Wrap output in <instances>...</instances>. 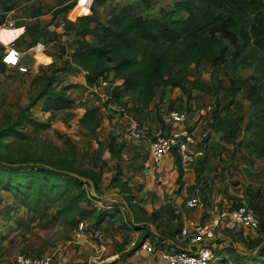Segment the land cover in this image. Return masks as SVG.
<instances>
[{"label":"rangeland","instance_id":"rangeland-1","mask_svg":"<svg viewBox=\"0 0 264 264\" xmlns=\"http://www.w3.org/2000/svg\"><path fill=\"white\" fill-rule=\"evenodd\" d=\"M107 1L111 6L118 2ZM16 2L17 10L14 16L20 19L15 28L24 27L25 32L19 38H11L9 43L15 41L20 49L26 52L23 62L32 66V70L21 74L6 65L4 71L0 70V129L17 118L21 109L40 91L47 75L71 58L70 53L77 40L73 38L77 32L73 26H65L62 29L57 22L53 24L52 30L48 28L50 24H40L44 27L27 29L28 21L24 19L26 10L29 13L30 10L45 8L53 10L55 20V11L64 8L66 0ZM78 9L82 8L78 6ZM104 13L101 16L102 21L107 17V13ZM137 13H140V10ZM61 29L63 34L59 32ZM2 32L11 34V31ZM5 36L0 37V41H4ZM40 37H44V40ZM35 46L37 48L32 50ZM4 49L5 46L0 43V58ZM211 69V64L205 61L202 77L207 82H210ZM76 70L72 65L67 71L57 73L58 80L53 85L56 90L62 86L71 87L67 95L75 100L73 106L65 110L45 112L44 99L39 100L31 108V115L37 121L49 123V126L44 129L31 125L23 128L25 139L11 137L6 140L9 145V150L5 151L6 155L13 158L34 157L36 160H48L54 154L68 151V143L71 140L79 147L77 164L83 169L91 168L103 175V181L94 185L93 194L96 199L89 202L83 200L81 206L92 208L114 201V193L117 191L109 186L110 178L117 167L121 169L123 166L121 170L125 171L129 165L136 167L137 171L127 172L125 176L141 205H147L149 202L154 204L157 199L150 193L149 183L151 181L155 186L158 185V177L152 179V174L144 175L143 169L149 162L151 142L161 128L158 115L164 120L168 110H187L191 107L192 111L188 113L191 116L197 147L204 150V157L187 167L186 181L195 187L189 188L185 198L188 200L191 196L199 197L203 202L202 207H208L209 211L227 206L236 207L239 204L248 205L250 202L256 204L255 211L260 222L258 229L220 230L215 240L218 247L222 248L221 256L232 261L229 264H235L237 256L245 258L246 262L255 259L258 247L264 244V158H255L246 149L250 137L244 126L252 110L250 102L243 96V91L237 94L231 113L222 108L230 99L229 95L224 93L219 97L222 116L231 115L236 124L241 126L237 140L233 141L234 143H222L223 139H213L205 147L204 139L211 133L207 123L211 122L216 108L213 95L194 91V97L189 101L178 88L159 89L155 102L157 105L154 106L148 121L140 128L132 112L135 103L132 93L125 92L121 89V84L113 82L108 85L102 83L100 87L90 90L83 85L82 76L77 74ZM228 70L224 77L226 86H230V77L234 75L231 65ZM235 76L244 78L245 88L254 79L255 72L253 68L241 66ZM93 107L100 109L101 123L97 129L89 131L82 127L80 118L87 109ZM87 124L94 126L95 120L88 118ZM110 143H113L114 151L109 147ZM97 151L105 160L98 159ZM109 152L114 153L118 161L115 156L109 155ZM2 196L5 201L0 206V237H3L5 245H0V264H12L15 257L23 253L50 255L53 264H159L157 256H152L143 248L135 249L142 239V233L138 229H126L121 225L124 218L127 221L132 220L128 212L123 218L107 220L101 226L94 225L93 219L87 220L86 236L77 238L78 224L74 223L71 213L59 212L61 201L51 203L47 217H42L20 204L13 195L2 192ZM7 206L12 207L8 215L5 214ZM205 214L201 217V222L211 213L206 211ZM168 224L166 226L172 228L171 224ZM151 229L155 230L153 227ZM98 234H103L106 244L104 250L100 249ZM146 243L154 246L151 240ZM187 243V239L179 236L176 246L183 247Z\"/></svg>","mask_w":264,"mask_h":264},{"label":"trees","instance_id":"trees-1","mask_svg":"<svg viewBox=\"0 0 264 264\" xmlns=\"http://www.w3.org/2000/svg\"><path fill=\"white\" fill-rule=\"evenodd\" d=\"M16 1L0 0V25L10 11L17 9ZM75 4L76 0H66L64 8L55 14ZM41 12L43 8H37L28 14L35 16ZM78 20L73 62L68 59L63 66L53 69L42 82L40 91L21 109L17 118L0 129V206L5 201L2 192H9L27 209L47 217L51 203L61 201L59 212L71 213L75 224L93 219L96 226L110 219L123 218L128 212L132 220L124 218L121 225L126 229L143 231L136 250L148 239H152L157 249L171 250L168 240L174 241L180 235L183 222L178 220L168 231H160L159 226L152 230L150 225L154 226L156 216L146 218L119 167L109 183L117 191L114 201L86 208L80 203L96 199L93 189L102 179V174L77 164V144L69 140L68 151L54 154L48 160H36L34 157L6 155L5 151L9 150L6 140L11 137L25 139L22 129L28 125L40 129L49 126V123L37 121L31 115V108L39 100L44 99L45 112L73 106L74 100L67 95L70 86H62L58 90L53 87L58 80L57 73L67 71L73 65L77 72L84 73L88 86L96 85L101 79L110 82L121 80L124 91L135 97L134 119L140 128L150 117L151 105L159 89L178 88L189 101L193 99L194 91L213 95L216 108L210 126L223 128L228 138L235 139L239 125L232 119L221 117L219 97L224 93L229 95L230 99L222 108L231 113L237 94L243 91L252 110L245 125L250 135L246 148L251 156L264 158V0H177L172 8H161L157 17L136 15L132 5L127 4L113 8L105 22L87 16H80ZM205 61L212 66L210 82L202 77ZM229 65L234 75L230 77V86H226L224 77L229 72ZM241 66L253 68L255 72L254 79L245 88L244 78L235 76ZM4 69L5 64H0V70ZM187 111L191 112L192 108H187ZM99 117V108H89L80 118L81 125L93 131L100 126ZM88 118L95 120L94 126L87 124ZM158 118L164 126L162 117L158 115ZM112 145L109 144L111 149ZM96 154L102 160L99 151ZM174 156L178 183L181 184L185 170L179 155L175 152ZM248 205L254 209L257 207L252 202ZM10 208L7 206L6 215L10 214ZM215 240L212 245L218 259L211 264L231 263L230 259L221 256L222 248ZM181 249L176 247L175 250ZM234 263L264 264V244L258 247L255 259L246 262L245 258L237 256Z\"/></svg>","mask_w":264,"mask_h":264},{"label":"built area","instance_id":"built-area-1","mask_svg":"<svg viewBox=\"0 0 264 264\" xmlns=\"http://www.w3.org/2000/svg\"><path fill=\"white\" fill-rule=\"evenodd\" d=\"M94 0H76L77 6L90 8ZM17 10V9H16ZM16 10L10 11L0 28H13L20 19L14 16ZM37 47H32L35 50ZM25 52L13 41L5 46L1 61L7 67L26 74L32 70L23 62ZM107 85V81L102 82ZM96 88V85L93 86ZM177 153L182 161L184 170L197 159L204 157V150L197 147V139L192 128L191 116L187 110H168L164 119V126H161L156 137L150 145L149 162L143 169L144 175H150L159 166L167 154ZM91 194L89 193V196ZM191 208H200L203 202L199 197H192L187 200ZM259 217L254 208L247 204L236 207L227 206L214 212L208 220H190L181 229V237L188 240V243L181 250L157 249L144 243L141 248L145 249L152 256H157L161 264H211L218 259L213 249V241L220 230H243L258 229ZM87 231V224L81 221L76 229L77 238H82ZM100 249H106L103 234H98ZM12 264H53L50 255H35L29 253L18 254Z\"/></svg>","mask_w":264,"mask_h":264},{"label":"crops","instance_id":"crops-1","mask_svg":"<svg viewBox=\"0 0 264 264\" xmlns=\"http://www.w3.org/2000/svg\"><path fill=\"white\" fill-rule=\"evenodd\" d=\"M121 1H123V2H121ZM176 1L177 0H118V2L116 4L111 6V5H109L107 3L108 2L107 0H98L97 2H95V0H94L92 6L90 8H82L81 10H79L78 6L75 5L76 7H72L70 9L66 10V11L58 13L57 16L55 17V20H53V18H54L53 14H52L53 10H49V9H45V8H43V12H41V14L39 13V15H35V16L29 15L28 12L26 11L24 19H26L28 21V22H26V24L28 25V26L26 25L27 27H35V28H37V27H44V26H40V24H44V25L45 24H50L48 26V28L50 30H52L53 24H57V22H58L59 23V28L64 29L65 26L67 27L69 25L73 26V27H78L79 26V20L78 19H79L80 16H87V17H90V18L93 17V18H96L97 20H99L100 22H105L109 18L110 11L113 8L121 7V6H124V5H127V4H131L132 5L133 12L136 15L157 17L160 14L161 8L170 9V8L173 7V5H174V3ZM139 10H140V13H137V11H139ZM86 11H88V12H86ZM104 12L107 13V15H106L107 17H106L105 21H102L101 16L105 14ZM149 14H152V15H149ZM181 15L185 16L186 14L182 13ZM93 21H94V19H93ZM92 24H94V22H92ZM62 29L59 32H61L63 34V30ZM3 30L11 31V34L10 33L6 34L5 32H2ZM55 30L57 31V29H55ZM24 32H25L24 27H17L15 29L4 28V27L0 28V37H2V36L4 37V35H6L5 36V40L4 41H0V43L3 46H7L9 44V42L11 41V38H19ZM74 37L78 38L77 34H74L73 38ZM87 38L90 39V40H94L91 36H88ZM40 39L44 40V37L43 38L40 37ZM39 43L41 44V42H39ZM75 48H76V42L74 44L72 52L70 53V55H71L70 60L72 62H73L72 55L74 53ZM44 50L46 52L48 51L47 48H44ZM25 55H26V52H25ZM77 74L82 76L81 78H82L83 85L85 87H88L90 90H92L93 86H88L86 84L84 73L83 72H77ZM102 82H103L102 79L99 80V82L96 84V87L97 86L100 87ZM107 82H108L107 83V85H108L110 83V81H107ZM113 83L121 84V80H117V81H115ZM120 87H121V89H123L122 86H120ZM120 87H119V89H120ZM161 89H163V88H161ZM174 89H176V88H174ZM157 97H158V93H157V95H156V97H155V99H154V101H153V103L151 105V113H152V111L154 109V106L157 105L155 103ZM134 99H135V97H134ZM134 101L136 103V100H134ZM74 103H75V100H74ZM135 103H134V106H135ZM134 106H133V111H132L133 114H134ZM219 109L221 110V108H219ZM221 117L223 119H232V120H234V118L231 117V115H229V114H228V116L223 117L222 113H221ZM147 121L148 120H146L145 123ZM211 122H212V120H211ZM211 122L207 123L208 129H209V131H211V133L208 136H206V138L204 139L205 143H206L205 147L207 146V143L208 142L210 143V141H213V139H216L215 141H221L220 139H223L222 143H225V142L226 143H232L233 141L235 142L237 140L238 135H239L238 134L239 130L237 131V138L231 139V138H228L225 135V132H224L223 128H220L218 126L211 127L210 126ZM240 128H241V126L239 127V129ZM244 129H245V126H244ZM216 134L218 136H216ZM249 137H250V135H249ZM213 143H216V142H213ZM246 145H247V143H246ZM120 151H121V148H120ZM214 152H215V150H214ZM109 155L115 156L114 153H112V152H109ZM101 158L103 160H105L103 158V156H101ZM116 159L118 161V157H116ZM134 165H138V164H134ZM121 167H122L121 169H123V166H121ZM121 171H122V174H123V178L125 180H128L126 178V176H125L126 173L127 172L134 173V172L137 171V168L134 167V166H130L129 165L127 170H125L126 172L123 171V170H121ZM151 174H152V179H155V177L157 176L158 177V182H159V184L156 185V186L151 181L149 183L150 193H152L154 198L157 199V200L154 199L156 201L154 204L149 202V204H147V205H141V202H140L138 196L132 190V192L137 197V200H136L137 203L144 210V213L146 214L145 215L146 218H150L151 219L152 216H156L154 226H153V224H151L150 225L151 227L155 228V226H159V230L160 231H163V230H167L168 231L170 229L169 226H166L168 223H170L171 227H173V225L178 220H181L183 222V225L187 224L190 220L201 221V217L206 215L205 214L206 211L210 212L211 213L210 216H211L214 212L219 210V209H217V210H213L212 209V211H209V210H207V209H209L208 207H206V208L205 207L191 208V207H189L187 205V203L185 202L187 199L185 197L187 196L189 188L194 189L193 187H195V186H193V184H190L189 182L186 181V177L188 175L186 173V171H185V174L183 176L182 183L181 184L178 183V170H177V166H176V159H175V156L173 154H171V153L167 154L166 157L164 158V160L162 161V163L159 166H157L155 168V170ZM146 176H149V175H146ZM111 178H112V176H111ZM111 178H110V180H111ZM102 181H103V175H102V179L100 180L99 183H101ZM109 183H110V181H109ZM7 193L11 194L9 192H7ZM114 194H116V193H114ZM153 196H152V198H153ZM210 216H208L204 221L208 220ZM139 231L143 235V231L142 230H139ZM86 233H87V231H86ZM86 233H85V236H86ZM179 236H181V235H178L175 238L176 243H175V240L173 241V240L168 238L169 239L168 240V244L171 245L170 246L171 250H175L176 247H178L176 245H177V240H179ZM149 240L152 241V239H148L147 241H149ZM0 241H1L0 245H5V241L3 240V237H0ZM173 244H175V245H173ZM183 247H181V248H183ZM178 248H180V247H178ZM159 264H161L160 261H159Z\"/></svg>","mask_w":264,"mask_h":264}]
</instances>
